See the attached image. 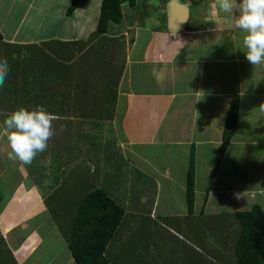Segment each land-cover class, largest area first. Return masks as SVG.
I'll use <instances>...</instances> for the list:
<instances>
[{"label": "crops", "instance_id": "1", "mask_svg": "<svg viewBox=\"0 0 264 264\" xmlns=\"http://www.w3.org/2000/svg\"><path fill=\"white\" fill-rule=\"evenodd\" d=\"M148 1L138 0L137 5L145 2L146 7ZM154 1L155 7L162 8L157 15L149 14L144 20L140 14L141 20L132 22V15L128 14V20L124 16L120 23H124L123 30L94 36L102 0H80L73 16L68 15V10L74 0H0V58L8 59L10 70L19 68L22 95H26L32 106L43 105L58 117L53 122L54 128L58 122L62 124L61 119H69V126L73 120L99 118L110 122L113 119L118 125L119 137L112 150L92 143L98 152L85 153V166L80 170L74 166L78 160L76 154L67 160L53 155L58 146H48L43 154V159L48 160L45 167L39 168L33 163L35 168L31 165L29 169L19 161L8 159L7 133L0 128V162H6L0 167V245L7 250V257L1 256L4 263L75 264L69 236L75 218L72 212L79 206L76 204L75 211H67L58 192L64 188L66 180L80 176L81 171L85 173L81 179L69 183L78 185L74 191L83 194L72 198L81 203L86 192L104 189L125 209L116 234L126 218L131 225L144 230L135 237L136 243L147 249L140 262L109 255V244L106 251L109 264L121 261L166 264L168 259L177 258L171 239L179 245L187 241L189 233L183 231L186 223L181 221L185 214L177 212L175 215L165 209L169 223L156 224L160 220L156 212L157 193L163 189L156 179L160 171L153 165L148 166L154 172L151 175V170L145 169L149 161L141 155V147L179 148L176 154L184 157L187 167L192 154L195 155L194 209L190 214L186 210L185 217L194 214L205 217L209 208L219 214L220 222L228 215V225L210 223V230L229 227L239 229L240 234L237 213L249 211L255 205L264 210V66H253L246 60L245 33L234 27L232 14L221 13L214 6L217 0H176L186 5L189 12L185 22L175 30L155 23L163 18L170 25L171 15L167 13L170 0ZM44 29L48 31L41 32ZM119 39L124 45L120 42L116 45ZM91 64L105 74L103 84L107 87L92 86L93 92L103 91L104 96H99L104 103L100 107L102 111H96L91 105L78 109L73 104L88 96L87 87L93 82ZM235 96L240 97L238 127L213 183L207 185L204 192L205 188L197 187V161L200 154H208V150L214 153V160L203 165L210 184L227 114ZM108 103H112L109 110ZM2 111L0 125L11 114ZM170 117L184 119L183 126L166 127ZM90 133L96 136L94 131ZM114 150L121 154L120 150V160L123 156L125 160L107 161ZM141 158L144 161H139ZM227 163L228 174L222 181ZM187 172L188 169H176L174 173L168 168L160 174L165 180L172 179L186 195ZM146 183L153 184L149 194L156 191L150 201H144L148 192ZM69 191L72 190L66 192ZM146 203L151 206L146 208ZM231 216L236 218L234 222L230 221ZM202 229L204 234L205 228ZM128 232L127 229L122 231L126 234L123 238L129 236ZM158 232L162 233L163 240L157 239ZM220 238L212 241L208 235L202 240L222 250L221 259L215 261L213 255L217 253L203 255L201 250L203 257L207 256V264H229L234 259L236 264V253L229 243L224 247L229 239ZM220 240H224V244L219 245ZM65 249L69 251L64 253ZM136 254L133 257L137 260ZM204 258L199 262L205 264Z\"/></svg>", "mask_w": 264, "mask_h": 264}, {"label": "rangeland", "instance_id": "2", "mask_svg": "<svg viewBox=\"0 0 264 264\" xmlns=\"http://www.w3.org/2000/svg\"><path fill=\"white\" fill-rule=\"evenodd\" d=\"M154 0H150V2H146V7L143 6L145 2H141L139 5H137L135 8H130L129 5L126 3L124 4V16L126 18V20H128L127 15L131 14V21H139L141 20L140 18V14L143 15L144 20L147 19V17L149 16V14L151 15H157L158 12L161 9H159V7H155V2ZM168 11H170L169 8V4H167V13ZM160 13V12H159ZM162 16V15H160ZM169 17V15H168ZM156 25L158 24L160 27H166V28H170L171 25L165 23L163 21V18L161 20L157 19L156 20ZM93 25V24H92ZM91 25V26H92ZM123 24L117 25V24H113L111 23L109 26L108 31L110 32H115L117 30H123ZM96 28L98 27V25L95 26ZM168 28V29H169ZM48 31L47 29L42 30L41 32H45ZM94 39V38H93ZM120 42L121 45H124V42L122 39L117 40V43ZM123 43V44H122ZM93 54V53H92ZM94 59V58H93ZM18 60V59H17ZM91 66L93 67V73H91L92 77H91V81L92 85L90 84L89 87H87V91H88V96L86 97V99L82 102H74L73 104L78 108V109H84L86 105H91V107H93V109L95 108L96 111H102L103 109H101L102 105L104 103H102V98L99 96H104L103 95V91L99 92L94 91L92 89V86L94 88H105L106 83L103 84L104 82V77L105 74L101 71H99L97 69V66L95 67L94 65L91 64ZM99 67V66H98ZM103 77V78H102ZM1 89V87H0ZM86 90V89H85ZM94 93V94H93ZM96 93V94H95ZM8 94V93H6ZM12 94H14L12 92ZM4 95V94H3ZM3 95H0V98H3ZM22 95V93H21ZM17 101V107H35L32 106L33 103L30 102L29 100H27L26 95H22L19 97H17L16 99ZM83 106V107H82ZM107 106H109L108 110L112 108V103H108ZM97 107V108H96ZM101 107V108H100ZM90 110V108H89ZM121 113V112H120ZM121 116V115H120ZM118 119H121V117H119L118 114ZM189 120V118L187 119ZM60 121V120H58ZM62 124H60L59 122L57 123V125H55V134L53 135V137L49 140L48 142V146L50 147H56L57 148L54 149V154L53 155H59L60 157L66 158V160L68 158H70V155L73 156L74 154H76L78 156V160L75 162V169L80 170V168H83V166H85V162L83 161V158L85 157V153H97L98 150L93 149L95 146H93L92 143H98L100 146H103L104 149H109L112 150L114 147V144L117 142V140L119 139L117 133H116V129H117V123L116 120L113 121V119L110 120V122H106L107 120L105 119H82L80 121H71V124L69 126V119H61ZM183 121L184 119H173V118H169L166 121V127L168 126H172L175 125L176 127H182L183 126ZM190 121H188L187 123L189 124ZM187 124V125H188ZM121 127V126H120ZM187 128L189 126H186ZM89 131V133H88ZM94 131L96 133V136H91V133ZM90 137L92 138V140L90 141ZM89 139V140H88ZM100 141V142H99ZM98 146V145H97ZM59 149V150H58ZM93 149V151H92ZM179 148H174V147H170L167 145H158V146H153V147H141L140 151H141V155L143 156V158L145 159V161H149L148 164L145 167L146 170H151L150 167L148 166H155L160 172L164 171L168 168H172L174 173H176V169H188L187 167V162L184 159V157H180L178 156L176 153L178 152ZM88 151V152H86ZM119 153H116V150H114V152H110V155L106 158L107 161H124L125 157L123 156V159L120 160L122 158V152L120 150H118ZM43 153H40L37 155V157L34 159V161L32 162V166L33 169L35 168V165L33 163H36L37 166L40 167H45L46 164L48 163V160L45 161V157H43ZM112 153V154H111ZM121 155V157H120ZM47 157V155H46ZM180 157V159H179ZM95 158H97L96 156L93 157V160H95ZM143 158L139 159V161H144ZM174 158V159H173ZM190 158V157H189ZM215 155L214 153H211V151L208 150V154H200L199 156V161L198 162V179H197V187L200 189H204L207 190V185L209 186L210 184H208V179H206V174H208V171H204L203 170V165L206 162H210L209 160L212 159V161L214 160ZM6 162H0V167H2V165H4ZM31 165H28L27 167L29 169H31ZM143 166V165H142ZM157 170V171H158ZM158 177H156V179L159 181V183L162 185L163 189L162 191L160 190L157 194L160 197L157 199V208H156V212L157 215L160 216V220L159 222H155L156 224L161 226H166L170 219L169 214L166 213L167 210H170L172 212L176 213L178 212L179 214H185L186 215V210H188V213L190 214L191 211H189V206L187 203V197L185 195V192L183 193L180 188L176 185V183H174V181L172 179H167L165 180V178L162 177V175L160 174ZM223 180L225 181V177L228 174V163H227V167L223 170ZM2 174V173H1ZM83 171L80 172V176H73V178L66 180L63 185L64 188L62 187V189L58 192V196L62 199V205H66L68 210L67 211H71L72 209L75 211V206L77 204V207L80 205V203H78V201H76V198H72V196L76 195V194H83V193H76L74 190L76 188H78V185H74L69 183L70 180H78L81 179L80 177L83 176ZM178 174V173H177ZM151 175H154V172L152 173L151 170ZM134 178L136 177V175H133ZM126 177V176H125ZM175 179H178V175H174ZM127 178V177H126ZM42 179L40 178V181ZM39 181V182H40ZM80 182V181H78ZM71 184V185H70ZM158 184V183H157ZM142 187V186H141ZM153 184H148L146 183V191L148 188V192L147 194H145V197L147 198L144 201H150L151 200V194L153 193L154 195L156 194V191H152L150 194L149 192L152 190ZM70 189L72 191H69V193H67L66 191ZM66 190V191H65ZM144 188H142V194H143ZM141 194V192H140ZM123 195V192L122 194ZM80 197H78L79 199ZM52 201L54 202V199H52ZM56 203V202H55ZM187 204V206H186ZM61 205V206H62ZM146 208H149L151 205L149 204V206H147L146 203ZM227 206V205H226ZM61 212H64L63 210H61ZM65 213H69V212H65ZM65 213L63 215H65ZM72 214L76 215V211L72 212ZM188 214V215H189ZM182 218V222L186 223L185 227L183 226V231L184 232H188L189 235L186 236L187 241L184 243H181V245L176 244L175 241H172L171 239V244H173L175 246L176 249H174V256L177 257L173 260L168 259L166 264H191V263H195V264H202L200 262H202L203 258L204 260H206L207 256L203 255L208 252L209 254L211 253H217L215 255H213V260H219L220 258V253L222 252V250H220V248L218 247V245H216L215 248H218V251L211 245L210 241L207 243L202 242V240L204 239V237H208V235H211V239L213 241V238L216 240L221 239L220 237L223 236V238L229 239L228 241H225L227 244H224V240H220L219 245L221 243L224 244V247L229 245L231 246V250L233 252L236 253L235 247L236 244L238 242V235H239V229H230L229 227H225L224 229H214L213 231L210 230L209 228V224L210 223H222V224H226L228 225V218H227V214H225L224 217H226L225 221H221L220 222V218L218 217L219 214L214 213V210L209 208V213L206 212L205 213V217L201 216L200 214H194V215H190L188 217ZM235 217L231 216L230 217V221L233 220V222L235 221ZM131 220H134L133 218ZM204 222V223H203ZM160 223V224H159ZM72 225V224H71ZM131 223H130V219L126 218L124 220V222L122 223V226L119 229L118 234L115 235L114 239L112 240V242L110 243L111 246L110 250H109V255L114 254L115 256H121L122 260H128L131 258L134 259L135 262H140V260H142L143 257V253L147 251V249L143 246L140 245L138 243H136V236L138 235L137 233L143 232L144 230L139 229L138 225H135L133 227V225H131L132 227H130ZM67 228L70 226L67 225ZM202 227L205 228L204 230V234H203V229ZM138 228V229H137ZM124 229H127L129 232V236L127 238H123V236H126L122 234V231ZM168 230H170V228H168ZM222 231V232H221ZM162 232V231H160ZM158 232L157 234V239H161L162 238V233ZM225 235V236H224ZM210 239V240H211ZM217 241V240H216ZM5 246H1L0 245V264H6L3 262V260L1 259V256L6 255V251ZM194 249V250H193ZM146 250V251H145ZM204 251L203 255L201 254L200 251ZM66 251L69 250H64V253ZM134 252V253H133ZM137 252L142 253L141 254H136ZM137 255V260L133 257L134 255ZM179 254V256H178ZM237 258V256H236ZM235 260L234 261H229V264H235ZM112 261V259H111ZM200 261V262H199ZM129 261H121L119 263H115V264H129ZM8 263V261H7ZM203 263L207 264V260L203 261ZM136 264H140V263H136ZM237 264V262H236Z\"/></svg>", "mask_w": 264, "mask_h": 264}, {"label": "trees", "instance_id": "3", "mask_svg": "<svg viewBox=\"0 0 264 264\" xmlns=\"http://www.w3.org/2000/svg\"><path fill=\"white\" fill-rule=\"evenodd\" d=\"M80 0H74L68 15L73 16ZM137 6L138 0H102L100 18L94 36L106 34L111 23L119 24L124 18L123 5ZM0 39L2 36L0 34ZM8 60V59H7ZM8 82L0 89V110L12 113L21 95L19 68H11ZM6 80V81H7ZM22 82V81H21ZM25 84V82H24ZM12 92L14 94H12ZM8 93V94H6ZM240 119V97L235 96L230 104L223 131V142L218 149L210 176V185L220 168L224 155L235 135ZM187 203L193 211L195 202V155L192 154L187 172ZM125 215L107 191L97 188L86 192L76 210L69 236V249L75 264H109L106 251ZM236 218L240 228L236 244L237 264H264V210L255 205L251 210L238 212ZM195 264V263H191Z\"/></svg>", "mask_w": 264, "mask_h": 264}, {"label": "clouds", "instance_id": "4", "mask_svg": "<svg viewBox=\"0 0 264 264\" xmlns=\"http://www.w3.org/2000/svg\"><path fill=\"white\" fill-rule=\"evenodd\" d=\"M214 6L221 13L232 14L234 27L245 33L246 60L253 66H264V0H217ZM9 73L7 58H0V87ZM57 119L43 105L31 110L23 106L14 110L0 125L7 133L8 159L31 165L38 154L47 150L55 134L53 122Z\"/></svg>", "mask_w": 264, "mask_h": 264}, {"label": "water", "instance_id": "5", "mask_svg": "<svg viewBox=\"0 0 264 264\" xmlns=\"http://www.w3.org/2000/svg\"><path fill=\"white\" fill-rule=\"evenodd\" d=\"M169 8H170V30H175L179 28L178 26L180 24H183L186 20V17L188 16V8L186 5H183L182 3L176 1V0H170L169 2Z\"/></svg>", "mask_w": 264, "mask_h": 264}]
</instances>
